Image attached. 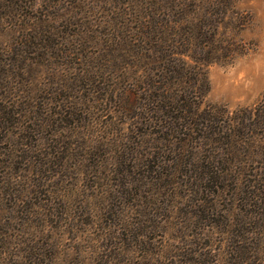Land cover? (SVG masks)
<instances>
[{
    "label": "rangeland",
    "instance_id": "obj_1",
    "mask_svg": "<svg viewBox=\"0 0 264 264\" xmlns=\"http://www.w3.org/2000/svg\"><path fill=\"white\" fill-rule=\"evenodd\" d=\"M173 2L0 0V104L12 111L0 121V264H91L103 251L120 260L129 251L145 264H202L194 250L205 242L192 232L207 223L190 216V188L180 179L166 187L161 156L159 168L116 167L133 114L120 112V93L110 90L128 62L133 74L137 17ZM235 5L250 16L238 37L251 50L206 69L204 99L231 111L264 97V0ZM52 201L67 208L49 212ZM109 229L115 244L106 245ZM261 247L264 257V239Z\"/></svg>",
    "mask_w": 264,
    "mask_h": 264
},
{
    "label": "trees",
    "instance_id": "obj_2",
    "mask_svg": "<svg viewBox=\"0 0 264 264\" xmlns=\"http://www.w3.org/2000/svg\"><path fill=\"white\" fill-rule=\"evenodd\" d=\"M249 22L235 0H174L157 6L137 17L133 74L126 60L124 80L110 90L111 96L120 93V112L133 114L132 137L118 139L121 161L116 167L127 160L133 164L128 173L142 162L156 167L161 156V172L169 177L166 187L180 179L187 193L190 188L195 196L190 216L207 223V231L192 232L205 242L194 250L197 258H205L202 264H264V97L255 107L235 111L204 103L210 87L206 69L251 50L238 37ZM98 85L97 91H103ZM64 107L60 103L63 113ZM10 115L9 108H0V121ZM145 135L154 137L145 142ZM53 204L44 207L60 213L67 208ZM109 231L101 237L106 245L115 244ZM110 252L103 251L91 264H145L129 251L124 260Z\"/></svg>",
    "mask_w": 264,
    "mask_h": 264
}]
</instances>
